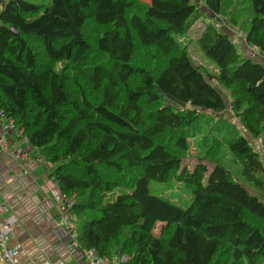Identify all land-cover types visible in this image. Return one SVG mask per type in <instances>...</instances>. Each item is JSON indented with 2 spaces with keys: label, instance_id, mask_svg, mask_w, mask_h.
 I'll use <instances>...</instances> for the list:
<instances>
[{
  "label": "trees",
  "instance_id": "1",
  "mask_svg": "<svg viewBox=\"0 0 264 264\" xmlns=\"http://www.w3.org/2000/svg\"><path fill=\"white\" fill-rule=\"evenodd\" d=\"M204 2L222 13L224 0ZM240 9L245 41L264 57V0ZM200 16L193 0H0V114L57 164L83 249L129 254L120 264H264V163L251 142L264 151V63L208 23L197 44L217 70L197 64L177 36ZM89 22L101 27L95 46ZM140 49L153 67L136 64ZM222 89L245 133L207 130L215 151L188 169L187 139L204 111L227 109ZM221 143L254 193L221 163ZM173 178L190 192L187 207L150 189Z\"/></svg>",
  "mask_w": 264,
  "mask_h": 264
},
{
  "label": "crops",
  "instance_id": "2",
  "mask_svg": "<svg viewBox=\"0 0 264 264\" xmlns=\"http://www.w3.org/2000/svg\"><path fill=\"white\" fill-rule=\"evenodd\" d=\"M8 122L0 114V202L9 208L1 215L18 218L11 244L20 247L26 263L90 264L76 239L80 219L74 214L69 226L59 219L62 191L52 177L57 164L20 131L5 128ZM0 264H6L1 252Z\"/></svg>",
  "mask_w": 264,
  "mask_h": 264
},
{
  "label": "rangeland",
  "instance_id": "3",
  "mask_svg": "<svg viewBox=\"0 0 264 264\" xmlns=\"http://www.w3.org/2000/svg\"><path fill=\"white\" fill-rule=\"evenodd\" d=\"M32 2H45L46 0H30ZM144 2H149V0H142ZM196 4V6L200 9L201 16L199 20L195 22L193 27L191 28V31L186 35H179L177 38L181 42V44L187 48L188 52L190 53L191 57L194 59V61L197 64H200L203 66V68L211 71L216 72L217 68L213 64V62L207 58L204 53L201 51L197 44V38L203 31L204 27L208 23H215L220 29L226 30L234 41V43L237 45L239 52L243 56H249L253 58L254 60L261 61L264 63V57L262 53L258 50V48L254 46H249L245 41V34L244 29L240 28V25L242 21L248 16L246 13L247 11H244V9H240L242 6L248 4V0H224V8L222 10V13L220 14H214L212 13L208 7L206 6L204 0H193ZM238 15L239 25H235L233 20L234 16ZM101 27L96 25L94 22H89L85 26V34L90 41L91 45L95 46L96 40L95 38L98 37L101 33ZM38 49L39 44L36 45ZM97 49L94 47L93 52L96 53ZM136 64H143L148 67H153V63L150 60V56L146 53V50L140 49L136 53ZM62 65H57V67H60ZM222 92L225 96L226 103H227V109L224 112H221L220 114H215L213 112H206L205 117L202 118V120L199 122V124H202L203 126L198 130L199 134L198 136H190L187 140L189 143L188 151L184 155L183 158V165H185L188 169H192L194 165L197 163V159L199 155H204L205 150H212L215 151V146L218 143L217 140H214L212 138H207V140L204 139V135H206V131L209 129H212L214 132L217 128H224L225 130H229L235 127H238L241 132H244V129L240 123V120L236 115L234 114L231 106V97L230 92L222 89ZM166 103H172L176 107L182 108L183 106L180 104H177L176 101L170 97L166 98ZM199 128V126H198ZM197 129V128H196ZM252 144L255 146L256 149H258L261 153V159L264 163V151L262 149V143L260 139H252ZM219 146V150L217 152L218 157L221 159V163L232 172L233 177L237 180H239L243 185L247 186L249 190L254 193L255 190L249 185L250 183L247 182L241 173V164L240 162L236 161L235 156L226 148L225 145ZM209 167L212 168V164H209ZM249 183V184H248ZM150 189L153 193L162 195L163 197H166L173 201L174 203H177L183 207H187L190 203V192L187 191L184 184L177 181L176 178L171 179L169 182H157L152 181L150 184ZM162 224L159 223L155 229V232L157 234H160Z\"/></svg>",
  "mask_w": 264,
  "mask_h": 264
},
{
  "label": "built area",
  "instance_id": "4",
  "mask_svg": "<svg viewBox=\"0 0 264 264\" xmlns=\"http://www.w3.org/2000/svg\"><path fill=\"white\" fill-rule=\"evenodd\" d=\"M219 25L218 23L216 26ZM5 128L17 129L14 121L9 119ZM28 141V138L25 137ZM20 154V152H18ZM21 155V154H20ZM75 198L69 194L61 192L60 204H59V219L64 224L69 226L72 221L73 207ZM8 205L0 202V252L1 257L4 259L6 264H30L21 260V249L17 245L11 244V239L14 234L15 224L18 221L16 216L4 217L1 215L2 212L8 211ZM85 257L90 264H120L127 261L130 258L129 254L123 256L109 257L107 255L100 254L95 248L84 249ZM41 264H51L50 262H43Z\"/></svg>",
  "mask_w": 264,
  "mask_h": 264
},
{
  "label": "water",
  "instance_id": "5",
  "mask_svg": "<svg viewBox=\"0 0 264 264\" xmlns=\"http://www.w3.org/2000/svg\"><path fill=\"white\" fill-rule=\"evenodd\" d=\"M13 30L16 31V28L13 27Z\"/></svg>",
  "mask_w": 264,
  "mask_h": 264
}]
</instances>
